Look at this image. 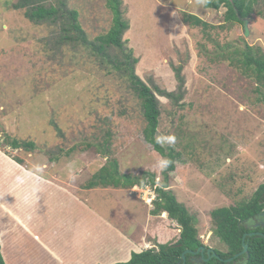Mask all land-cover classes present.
I'll return each instance as SVG.
<instances>
[{
  "label": "rangeland",
  "instance_id": "obj_1",
  "mask_svg": "<svg viewBox=\"0 0 264 264\" xmlns=\"http://www.w3.org/2000/svg\"><path fill=\"white\" fill-rule=\"evenodd\" d=\"M53 1L44 0V4ZM64 1L79 12L89 40L110 28L107 0ZM205 1L122 0L123 17L129 23L122 39L138 58L135 71L140 79L152 89L157 86L175 95L174 99L154 91L160 108L156 138L165 152L172 146L180 153L170 173L169 190L193 215L203 245L226 251L214 234L210 211L247 202L264 182V103L257 83L230 57L234 58L233 49L245 44L264 51V0H255L247 35L243 23L224 22V6L207 8ZM16 2L0 0L1 151L9 159H21L23 163L18 164L25 170L43 176L55 168L57 176L70 175L84 188L107 158L93 144L108 135L110 151L122 173L153 172L161 185L163 169L158 161L165 158L143 136L139 101L129 83L89 49L60 42L61 22H31L23 9L14 7ZM185 13L196 14L215 28L192 26L184 21ZM109 49L115 52V47ZM13 137L32 140L37 149H13L9 146ZM36 188V197L44 204L35 207L3 198L28 215L33 224L29 226L38 237L35 242L27 236L22 240L24 261L40 264L36 255L44 259V242L61 252L59 264H78L77 248L68 236L57 234L60 216L47 207L53 187L42 182ZM106 188L107 195L82 192L80 204L60 201L63 206L75 204L64 209L67 214L84 212L82 237L75 233L79 243L90 244L92 254L103 244L104 230L92 214L114 223L123 221L125 230H145L148 243L142 250L175 241L180 229L166 213L144 217L142 210L153 208L156 193L152 188ZM85 195L94 207L88 209L87 217ZM123 198L135 202L136 208ZM11 231L18 233L17 228ZM171 234H175L173 239ZM96 258L83 256L88 264Z\"/></svg>",
  "mask_w": 264,
  "mask_h": 264
},
{
  "label": "trees",
  "instance_id": "obj_2",
  "mask_svg": "<svg viewBox=\"0 0 264 264\" xmlns=\"http://www.w3.org/2000/svg\"><path fill=\"white\" fill-rule=\"evenodd\" d=\"M254 3L255 0H206L204 6L213 9L224 6L223 19L225 23H243L244 18L248 19L251 16ZM121 5L122 0H107V6L112 13V24L106 33L98 35L94 40H89L82 28L79 21V12L76 9L69 8L64 0H54L50 5H45L44 0H17L14 7L23 9L25 17L34 23L48 22L56 24L61 22L64 33L60 36V42L80 44L89 49L98 58H101L103 63L112 66L114 71H118L120 77L129 83L130 90L139 101L144 120L143 136L147 142L153 145L154 150L168 162L167 167L163 168L161 172L162 184L158 185L160 180H156L157 176L153 172L143 171L139 175L122 173L118 160L110 151V140L106 135L102 140H97L93 144L99 153L107 157L106 161L92 174L85 187L130 189L133 186L140 188L150 186L156 193L152 201L153 208L149 212L150 215L155 216L166 213L168 218L176 222L180 229L177 238L173 242H158L154 247L140 252H132L129 260L113 264H176L186 248L196 250L199 246H203V243L199 239L193 215L189 213L187 206L177 199L174 192L169 190L171 189L169 188L170 173L175 170L174 162L180 153L175 151L172 146L165 152L160 143H157L156 138L160 108L154 91L170 97H173L174 94L157 86L152 89L136 74L135 65L138 58L134 55L132 48L125 46V41L122 39L129 23L123 17ZM183 19L190 25L201 27L204 30L215 28L214 25L209 24L193 13H185ZM111 46L115 47V52L110 51ZM232 54L234 58L230 56L231 60L238 62L239 65L237 66L242 69L241 71L257 83L256 91L261 93V101L264 103V51L259 46L245 44L243 48L233 49ZM9 143V146L13 149L22 148L25 151L37 149L36 143L32 140H21L13 137ZM13 160L17 163H23L17 157ZM262 211H264V182L258 185L247 202H241L236 206H222L212 209L210 217L214 226V234L227 247L226 251L214 249L215 252L221 258L226 259L241 251L243 235L253 231L244 226V220L256 216ZM256 231L264 233V229L257 228ZM171 235L173 239L175 234ZM245 242L248 244L247 252L233 258L230 262L211 257L207 261L195 263L191 259L193 255L187 253L185 264H264V238L255 234L246 235ZM240 258L242 260H239ZM0 264H5L1 249Z\"/></svg>",
  "mask_w": 264,
  "mask_h": 264
},
{
  "label": "crops",
  "instance_id": "obj_3",
  "mask_svg": "<svg viewBox=\"0 0 264 264\" xmlns=\"http://www.w3.org/2000/svg\"><path fill=\"white\" fill-rule=\"evenodd\" d=\"M52 172V174L41 176L35 172L25 170L18 163L9 159L5 152L0 149V249L5 264H30L24 261L25 252L21 243L25 236L33 239L34 242L35 239H38L36 233L30 228V226L33 227V224L28 219V215L22 211L21 208L19 209L17 206L14 207L13 204H9V199L25 201L23 204H30L29 206L31 207H35L34 205L37 204H44L36 197V183L42 182H47L53 187V197H51L50 205H47V207L50 212H55L56 215L60 216V219L58 220L60 228L57 231V234L68 236L69 243L77 248L74 251L78 254L76 256L79 260L78 264H88V262L86 263L83 259L84 255H86V257L97 256L92 264H113L129 260L132 252L142 251V248L148 243L145 230L142 229V231L134 232L130 227H127V230H125L121 227L122 224H126L125 222L114 223L112 219L108 218L105 220V217L98 214H92V216L100 219L102 222L104 230L101 233V240L103 241V244L100 247L95 248L94 253L92 254L89 251L90 244L79 243L77 234L79 238L82 237V224L86 222V218H82L84 212L81 213L79 211V213L75 211L70 215L65 213L64 209L67 208L68 205H75L74 203L80 204L83 193L87 191L88 194L99 193L101 195H107L110 192H103L106 191V187L82 188L70 179V175L67 177L64 174L57 176L55 168ZM115 189L116 191L125 190L118 188ZM85 197L83 198L87 200L88 195H85ZM124 197L127 196L124 195ZM3 198L9 199L5 200ZM123 199L129 200L128 198ZM66 200H71L74 203H67L63 206L60 201ZM76 200H79V202H76ZM131 202L132 205L130 206L135 209V202ZM92 208L94 209V207L88 204L87 200L83 209L86 210V217L88 209ZM142 211L144 217L146 215L149 217L150 213L146 208ZM7 218H9L12 225L8 226V224L5 223L6 221L8 222ZM12 228H17L18 233H15L16 231L12 232ZM76 231L77 234L75 233ZM107 237L112 240L110 243L106 240ZM41 244L45 248L47 254H44V259H40V257L36 255V259L40 264H55L53 263L54 259H57L56 264L63 261L59 250L56 251L44 242H41Z\"/></svg>",
  "mask_w": 264,
  "mask_h": 264
},
{
  "label": "water",
  "instance_id": "obj_4",
  "mask_svg": "<svg viewBox=\"0 0 264 264\" xmlns=\"http://www.w3.org/2000/svg\"><path fill=\"white\" fill-rule=\"evenodd\" d=\"M243 24H244V34L247 35L248 34V19L244 18L243 19ZM250 229L255 228V226H250ZM259 235L261 237L264 238V233L260 232V231H250L247 232L243 235L242 237V250L239 251L238 253L234 254L232 257L223 259L221 258L213 248L211 247H207L206 246H199L196 250H191L189 248H186L182 253H181V257L180 260L176 263V264H185L186 262V254L190 253L193 256L191 257L192 261L195 263H198L200 261H207L209 260L211 257H216L218 259L224 260L225 262H230L231 260H233V258H236L238 256H241L243 254H245L247 252V248H248V244L245 242V236L246 235ZM197 254H199L198 256H196Z\"/></svg>",
  "mask_w": 264,
  "mask_h": 264
},
{
  "label": "flooded vegetation",
  "instance_id": "obj_5",
  "mask_svg": "<svg viewBox=\"0 0 264 264\" xmlns=\"http://www.w3.org/2000/svg\"><path fill=\"white\" fill-rule=\"evenodd\" d=\"M243 223L244 226L248 229H250V226H255V228L250 229L253 231H256L257 228L264 229V211H262L260 214H257L256 216L245 219ZM239 260H242V258H240Z\"/></svg>",
  "mask_w": 264,
  "mask_h": 264
},
{
  "label": "clouds",
  "instance_id": "obj_6",
  "mask_svg": "<svg viewBox=\"0 0 264 264\" xmlns=\"http://www.w3.org/2000/svg\"><path fill=\"white\" fill-rule=\"evenodd\" d=\"M174 139V138H173ZM161 141L159 140V139H157V143H160ZM167 161L165 160V159H161L160 161H158V166L161 168V169H163V168H165V167H167ZM146 187H149V188H151L150 186H146ZM140 188V187H139ZM164 214V213H163Z\"/></svg>",
  "mask_w": 264,
  "mask_h": 264
}]
</instances>
